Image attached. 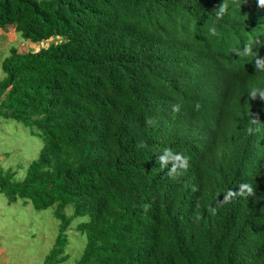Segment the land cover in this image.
Listing matches in <instances>:
<instances>
[{
    "label": "trees",
    "instance_id": "16d2710c",
    "mask_svg": "<svg viewBox=\"0 0 264 264\" xmlns=\"http://www.w3.org/2000/svg\"><path fill=\"white\" fill-rule=\"evenodd\" d=\"M8 27L52 41L12 47L0 65V119L42 142L22 179L0 171V194L53 208L44 264L67 260L76 218L87 220L75 264H264V96L250 95L264 92V72L234 51L250 44L264 57V6L0 0ZM164 148L187 169H161Z\"/></svg>",
    "mask_w": 264,
    "mask_h": 264
},
{
    "label": "rangeland",
    "instance_id": "374dc122",
    "mask_svg": "<svg viewBox=\"0 0 264 264\" xmlns=\"http://www.w3.org/2000/svg\"><path fill=\"white\" fill-rule=\"evenodd\" d=\"M51 42L32 44L21 38L13 27L0 30V65L12 47L25 53L47 47ZM4 76L0 68V81ZM41 146V140L32 136L25 125L0 119V171L12 169L16 172L15 178L22 179ZM71 213L72 206L66 207L64 214ZM86 220L76 218L70 224L65 248L68 258L62 264H75L80 257L86 240L76 230V225ZM57 233L58 221L53 217V208L37 211L30 203L26 206L20 202L8 204L6 197L0 194V264H44Z\"/></svg>",
    "mask_w": 264,
    "mask_h": 264
},
{
    "label": "clouds",
    "instance_id": "9594fccd",
    "mask_svg": "<svg viewBox=\"0 0 264 264\" xmlns=\"http://www.w3.org/2000/svg\"><path fill=\"white\" fill-rule=\"evenodd\" d=\"M257 2L260 6H264V0H257ZM221 11H223L222 8ZM210 31L212 32L213 35L215 34V28L210 29ZM234 51L236 54H238V56L241 57H247L250 55L254 56L255 58L253 61H254L255 71L264 72V57H260L259 55L253 53L250 44H245L242 50L235 49ZM257 94L264 96V92L258 93L257 90L255 89H253L250 92V95L252 97H255ZM196 107L198 108L199 105H196ZM158 154L159 155L157 159L160 164V168L163 169L168 167L169 170L167 174L169 176L176 174L178 169L186 170L188 167V157L181 153L173 152L169 148H164L161 151H159ZM169 164L171 165L170 167ZM241 190L242 191L246 190L248 193L252 192V188L247 184L241 185ZM223 198L227 200L228 196H224Z\"/></svg>",
    "mask_w": 264,
    "mask_h": 264
}]
</instances>
